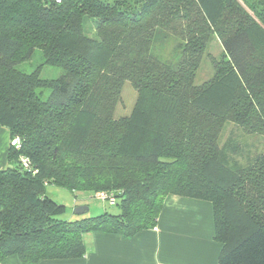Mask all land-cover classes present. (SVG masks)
<instances>
[{"label":"trees","instance_id":"trees-1","mask_svg":"<svg viewBox=\"0 0 264 264\" xmlns=\"http://www.w3.org/2000/svg\"><path fill=\"white\" fill-rule=\"evenodd\" d=\"M213 35L221 58L195 84ZM36 50L65 73L20 71ZM126 83L137 99L118 116ZM227 123L264 136V0H0V264L82 258L87 233L132 238L170 195L212 203L219 264H264V152L243 165ZM50 185L119 213L64 220Z\"/></svg>","mask_w":264,"mask_h":264},{"label":"crops","instance_id":"crops-1","mask_svg":"<svg viewBox=\"0 0 264 264\" xmlns=\"http://www.w3.org/2000/svg\"><path fill=\"white\" fill-rule=\"evenodd\" d=\"M10 145L9 131L0 126V170L9 164ZM84 242L87 252L82 258L37 264H219L223 249L215 239L212 203L177 195L165 199L154 229L132 238L105 232L87 233ZM1 264L22 263L13 255Z\"/></svg>","mask_w":264,"mask_h":264},{"label":"rangeland","instance_id":"rangeland-1","mask_svg":"<svg viewBox=\"0 0 264 264\" xmlns=\"http://www.w3.org/2000/svg\"><path fill=\"white\" fill-rule=\"evenodd\" d=\"M174 44V43H173ZM223 52V47L220 40L216 35L211 36L206 51L203 55L199 71L195 78V84H201L210 79L214 75V60H219ZM44 57L41 50H36L33 57L26 62L17 66V68L25 73H32L40 68V77L42 79H58L65 71L61 68L49 66L44 64ZM45 97L49 94L48 90L44 91ZM137 99V92L130 83H126L122 93V103L118 106L116 114L123 116L130 114ZM233 124L227 123L224 133L221 138V143H225L228 138L234 135L235 132L239 135V143L243 145L244 152L239 155V161L246 165V156H255L264 152V136L261 135H248L241 130H237ZM244 157V158H243ZM47 193L53 197L56 202L63 204L66 207L65 213L61 216L64 220H75L82 217L98 216L105 212L111 214H118L119 208L116 205H110L108 202L101 201L96 198L93 192H76L72 193L66 189L60 188L55 185H50L47 188ZM79 207H88V211L82 215L76 213Z\"/></svg>","mask_w":264,"mask_h":264},{"label":"built area","instance_id":"built-area-1","mask_svg":"<svg viewBox=\"0 0 264 264\" xmlns=\"http://www.w3.org/2000/svg\"><path fill=\"white\" fill-rule=\"evenodd\" d=\"M50 1H54L56 3H61L63 0H50ZM12 145L15 146L17 149L20 148L21 146V140L19 138H15L13 141H12ZM21 162L23 164L24 167L28 168L29 166V159L23 157L21 159ZM97 198L102 200V201H105V200H108L110 204H114V199H108L107 195L101 193V194H98L97 195Z\"/></svg>","mask_w":264,"mask_h":264},{"label":"water","instance_id":"water-1","mask_svg":"<svg viewBox=\"0 0 264 264\" xmlns=\"http://www.w3.org/2000/svg\"><path fill=\"white\" fill-rule=\"evenodd\" d=\"M88 210H89L88 207H79V208L76 209V213L78 215H82V214H84Z\"/></svg>","mask_w":264,"mask_h":264}]
</instances>
